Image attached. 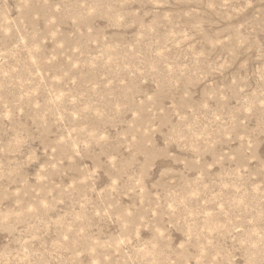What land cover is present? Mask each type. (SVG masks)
<instances>
[{
  "label": "rangeland",
  "instance_id": "374dc122",
  "mask_svg": "<svg viewBox=\"0 0 264 264\" xmlns=\"http://www.w3.org/2000/svg\"><path fill=\"white\" fill-rule=\"evenodd\" d=\"M0 264H264V0H0Z\"/></svg>",
  "mask_w": 264,
  "mask_h": 264
}]
</instances>
